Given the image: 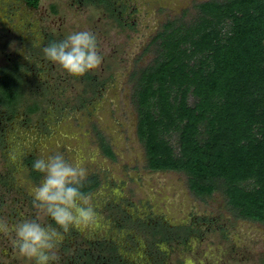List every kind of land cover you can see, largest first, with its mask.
Masks as SVG:
<instances>
[{
    "label": "rangeland",
    "instance_id": "rangeland-1",
    "mask_svg": "<svg viewBox=\"0 0 264 264\" xmlns=\"http://www.w3.org/2000/svg\"><path fill=\"white\" fill-rule=\"evenodd\" d=\"M78 1L38 0V8L28 10L20 0H0L1 86L10 91L2 95L20 99L13 112L0 103V222L7 226L0 230V264H34L14 243L19 223L34 219L57 227L33 206L43 174L33 181L26 163L56 153L86 175L96 172L100 185L88 193L96 223L75 229L79 236L68 238V247L58 244L52 264H64L76 244L85 249L89 242L95 243L93 254L128 264H264V224L236 218L220 188L200 200L184 173L146 169L136 136L132 93L140 70L158 54L155 36L167 21L188 25L196 15L194 4L205 0ZM50 5L57 12L49 13ZM76 31L93 33L103 57L97 70L82 77L68 75L42 51L48 44L42 32L51 35V43ZM11 68L22 75L9 74ZM97 132L113 160L102 155ZM185 222L193 225L190 231ZM150 223L171 229L152 231Z\"/></svg>",
    "mask_w": 264,
    "mask_h": 264
},
{
    "label": "trees",
    "instance_id": "trees-1",
    "mask_svg": "<svg viewBox=\"0 0 264 264\" xmlns=\"http://www.w3.org/2000/svg\"><path fill=\"white\" fill-rule=\"evenodd\" d=\"M194 8L188 25L164 23L154 38L157 56L136 78L132 97L144 167L184 173L200 200L220 188L236 218L264 224V0H205ZM8 87H0V103L13 112L20 99H5ZM97 136L101 152L113 159ZM26 163L37 181L42 174L34 171L32 159ZM99 183L92 173L83 190L88 194ZM63 240L64 249L70 240ZM94 244L75 247L64 264L105 262L90 250ZM113 261L128 264L117 256Z\"/></svg>",
    "mask_w": 264,
    "mask_h": 264
},
{
    "label": "clouds",
    "instance_id": "clouds-1",
    "mask_svg": "<svg viewBox=\"0 0 264 264\" xmlns=\"http://www.w3.org/2000/svg\"><path fill=\"white\" fill-rule=\"evenodd\" d=\"M42 51L48 61L73 77L97 70L103 60L97 38L89 31L73 32L60 41L51 42ZM33 169L43 174V182L33 192V206L50 217L57 227L34 219L21 222L15 228L14 243L19 254L28 261L52 264L56 259L55 249L64 234L93 226L97 214L83 190L86 171L78 164L56 153L47 159H37ZM0 230H7L2 222Z\"/></svg>",
    "mask_w": 264,
    "mask_h": 264
},
{
    "label": "flooded vegetation",
    "instance_id": "flooded-vegetation-1",
    "mask_svg": "<svg viewBox=\"0 0 264 264\" xmlns=\"http://www.w3.org/2000/svg\"><path fill=\"white\" fill-rule=\"evenodd\" d=\"M20 1H22L21 3H23L24 4V6L26 7V9H28V10H32L33 8L35 9H37L38 8V0H37V5L35 6V7H33L32 5H29L28 3H27V1L26 0H20ZM78 1V0H77ZM98 1V0H97ZM78 2H80V1H78ZM52 6H54V5H50L49 6V8H48V12L49 13H52V14H54L52 11ZM54 8H55V10H56V7L54 6ZM56 12H57V10H56ZM42 38H43V41L44 42H47L48 44H50V41L52 40L51 39V35H49V34H47V33H43L42 32ZM47 44V45H48ZM28 47H30V49L32 50V49H35V45H32V43H29V46ZM33 61V60H32ZM40 66V65H39ZM39 66H37V68L39 67ZM31 74H33V72H31L30 73V75ZM16 76H18V77H20L22 74L21 73H19L18 72V70L16 71V74H15ZM36 78V77H35ZM86 112V111H85ZM89 113V112H88ZM100 148V147H99ZM111 150V149H110ZM100 151H101V149H100ZM111 152L113 153V155H115L114 154V152L111 150ZM102 153V152H101ZM102 155H104L103 153H102ZM106 157V156H105ZM108 158V157H107ZM109 159V158H108ZM114 159V158H113ZM113 159H109V160H113ZM92 173H95L96 174V172H91V173H89L87 176H89L90 174H92ZM98 175V174H97ZM99 176V175H98ZM99 180H100V177H99ZM99 185H100V183H99ZM98 185V186H99ZM98 188V187H97ZM96 188V189H97ZM150 225H151V227L153 226V223L151 224L150 223ZM161 225V224H160ZM164 225V224H163ZM161 225V226H154V228L152 227V231H169V229H171V227H169L168 225L166 226V225ZM183 227H185L186 228V230L185 231H190L192 228H193V225L191 224V223H183ZM188 232H186L185 233V235L187 236L188 234H187ZM184 235V236H185ZM77 237V236H79L78 235V231H76L75 229H72L70 232H69V234H67V235H64L63 236V239L66 237V238H70V237ZM183 236V238H182V235H179V238H180V240H182L181 242H184V241H186V239L187 238H185ZM165 238V237H164ZM83 240V241H82ZM80 241H81V243H84V239H80ZM86 242V241H85ZM102 242H103V240H102ZM104 244L106 245H108L109 243L108 242H104ZM78 244H76L75 245V247L76 248H78V246H77ZM126 247H129V244L128 243H125L124 244ZM96 257H97V259H100V258H105V262H101V264H115L116 263V261H113L114 259H115V257L112 255V256H110V255H106V253H102V255H99V254H96ZM110 259V260H109ZM85 264V263H84ZM156 264H159V263H156Z\"/></svg>",
    "mask_w": 264,
    "mask_h": 264
}]
</instances>
